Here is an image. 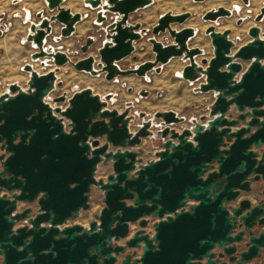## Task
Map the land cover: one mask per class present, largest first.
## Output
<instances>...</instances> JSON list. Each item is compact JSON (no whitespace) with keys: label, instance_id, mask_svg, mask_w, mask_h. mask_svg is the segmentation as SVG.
Listing matches in <instances>:
<instances>
[{"label":"water","instance_id":"obj_1","mask_svg":"<svg viewBox=\"0 0 264 264\" xmlns=\"http://www.w3.org/2000/svg\"><path fill=\"white\" fill-rule=\"evenodd\" d=\"M45 1L56 13L46 17L38 12L40 20L30 24L26 40L36 48L32 60L50 58L55 68L39 74L26 63L28 87L13 82L0 95V148L4 151L0 154V264H117V256L126 248L141 249V256L131 262L135 252L128 254L120 264H215L210 250L216 243L229 245L227 253L238 251L230 259L235 264H249L253 259L264 262L261 28L250 27L251 39L233 53L231 30L220 32L208 26L214 55L202 60L203 67L196 61L202 50L188 45L195 29L171 27L191 13L167 11L151 32L168 31L174 43L163 44L150 37L154 59L122 69L118 62L131 55L134 42L146 31L139 22L129 23V16L152 0H84L97 9V23L106 21L105 12L117 15L105 27L106 39L98 49L95 68L92 55L73 61L65 52L45 47L54 21L62 24L60 35L68 37L82 19L81 13L63 7V0ZM230 15L231 10L221 6L208 11L204 19L215 21ZM263 15L264 7L256 21ZM93 42V37H87L81 51L86 53ZM174 57L189 61L180 75L189 81L204 76L198 91H213L215 99L206 124L193 118L192 128L181 131L174 125L183 122V116L173 110L155 112L154 117L161 119L156 133L161 148L154 160L144 163L143 152L137 148L143 138L154 135L153 120L130 131V103L122 112L109 109L111 95L102 99L89 87L76 91L64 108L47 101L60 85L59 66L67 63L94 76L104 73L106 80H112L120 75L145 77L153 69L159 72L160 65ZM242 61L250 63L243 68ZM62 101L64 95L54 99ZM232 107L239 112L236 118L228 114ZM144 116L145 112L139 114ZM100 166L109 173L98 177ZM94 188L101 191L103 203L95 219L88 226L68 224L90 208ZM241 191L251 192L252 199H243L229 210L226 203ZM189 201L196 204L189 205ZM148 217L157 220L153 231L146 229ZM238 221L244 229L234 234ZM136 224L139 229L131 234L130 226ZM245 232L247 250L241 251L237 243L244 240ZM113 240L125 243L116 245ZM205 257L209 260L203 263Z\"/></svg>","mask_w":264,"mask_h":264},{"label":"rangeland","instance_id":"obj_2","mask_svg":"<svg viewBox=\"0 0 264 264\" xmlns=\"http://www.w3.org/2000/svg\"><path fill=\"white\" fill-rule=\"evenodd\" d=\"M62 6L69 8L73 13H81L82 19L75 25L74 32L68 37L60 35L62 24L54 21L52 31L46 37L45 47H51L54 51H63L73 61L92 55L95 57V68H98V49L106 39L105 27L117 18V15L105 12L106 21L97 23V9L85 4L84 0H63ZM221 6L231 10V15L219 17L215 21L204 19L208 11ZM262 7H264V0H248L247 2L243 0H152L150 5L130 14L128 22H139L146 31L140 40L134 42L135 49L131 55L120 60L118 65L122 69H128L146 60H153L155 54L149 42L150 37L154 36L163 44L174 43L168 31L158 35L152 34V27L157 23L160 15L167 11L173 13L188 11L191 16L187 20L181 24L174 23L171 27L176 30L184 27L195 29V34L190 38L188 45L202 50V54L196 57V61L205 67L202 60L208 61L214 55L211 38L206 34L208 26L213 25L215 30L220 32L225 29L231 30L229 38L235 43L232 49L234 53L251 39L248 35L251 26L257 25L264 32V19L262 22H257L255 18ZM38 12H42L46 17L56 13L48 9L45 0H0V95L13 82L18 83L23 89L28 87L29 73L23 70L26 63L32 64L39 74H45L55 68L50 58L36 61L31 59V54L36 51V48L26 40V36L30 24L40 20L36 15ZM238 20H241L240 24ZM89 36L94 38V42L84 53L80 47L85 44ZM188 62L182 57H174L168 63L160 65L159 72L153 69L145 77L131 74L120 75L112 80H106L104 73L94 76L85 71H78L67 63L59 66L56 77L60 85L57 84L50 92L47 101L53 106L64 108L68 105V98L76 91L89 87L93 94L100 95L102 99L111 95V98L107 100L109 109L122 112L127 108V103H130L129 114L132 116L129 124L130 131H137L142 122L149 118L153 120L151 130L154 135L143 138L142 143L137 147L142 150L145 163L156 159L155 153L161 148L160 137L156 135L161 128V120L154 117L155 112L173 110L179 116H183L185 120L174 125L178 130L190 126L193 118L199 120L202 114L209 115L215 92L198 91L200 83L205 80L204 76H198L194 81H189L180 75ZM249 63V61H242L243 68H246ZM143 90L149 91V95L142 96ZM63 95L65 101L54 102L55 98ZM141 112H145L146 116L139 117ZM104 171L105 168L100 166L97 176H105ZM102 206L101 191L94 188L90 208L81 211L75 221L88 225L95 218V214L100 212Z\"/></svg>","mask_w":264,"mask_h":264},{"label":"flooded vegetation","instance_id":"obj_3","mask_svg":"<svg viewBox=\"0 0 264 264\" xmlns=\"http://www.w3.org/2000/svg\"><path fill=\"white\" fill-rule=\"evenodd\" d=\"M260 15L257 14L255 16V18H257L258 16ZM264 19V15L260 18V20H258L257 22H262ZM252 27V26H251ZM106 33V31H105ZM143 92V91H142ZM149 95V94H148ZM146 95V96H148ZM213 103V102H212ZM212 105V104H211ZM211 105H210V108H209V111L211 110ZM230 115L231 118H236L239 114V112L236 110V108L232 107V109L229 111L228 113ZM196 119V118H195ZM250 118L247 117V120H249ZM161 120V119H160ZM197 120V119H196ZM210 120V116L208 115H205V114H202L200 116V119L197 120L198 123H201V124H206L208 121ZM132 121V119H131ZM130 121V122H131ZM144 122V121H143ZM182 123V122H181ZM180 124V123H179ZM193 126V123L188 126V127H184V128H192ZM240 126H243V124L241 123ZM175 128V127H174ZM184 128H182L181 130H183ZM176 129V128H175ZM177 131H181V130H178L176 129ZM101 143H104L105 140L104 139H101L100 140ZM1 145V144H0ZM223 149L226 148V147H222ZM4 151L0 148V154H2ZM105 172V175L109 173V171H104ZM100 177V176H99ZM261 190L264 189V185L260 187ZM2 195H8V193L6 191H2L1 193ZM243 199H252V194L251 192H245V191H241L240 194L238 195V197L234 200V201H231L229 203H226V206L227 208L230 210V208L232 207H237L239 206L240 202L243 200ZM196 204L195 202L189 204V205H194ZM20 210V209H19ZM234 213L231 211V215H233ZM80 216V215H79ZM78 216V217H79ZM77 217V218H78ZM77 218H74L73 220H71L68 224H73V223H79V222H75V220ZM95 219V218H94ZM93 219V220H94ZM148 220V223H147V227H149L151 225V222H155L157 221L156 218H153V217H148L147 218ZM92 221V220H91ZM90 221V222H91ZM89 222V223H90ZM88 223V225H89ZM79 224H82L84 226H88V225H85L83 223H79ZM240 222L238 221L235 229H234V234L235 232H238L240 230H243L244 227L243 226H239ZM133 226L134 230L131 232V234H133L136 230L139 229V226L136 224V225H131ZM131 226H130V231H131ZM248 238V234L247 232H245L244 234V240L240 243H237L238 245V250H241V251H245L247 250V246H245V242ZM125 243V240H113V244H116V245H124ZM229 246V245H224V246H221L219 244H215V246L210 250L211 253L214 254V256L211 258L212 261H214L215 264H235V261H231L230 259L232 258V256H236L237 255V252L236 251L235 253H227L226 252V247ZM135 252V254L132 256L131 258V262H133L135 259L139 258L141 256V249H135V248H126L125 252H120L119 255L117 256V264H120L121 261L125 258L126 255L128 254H133ZM209 260L208 257H205L202 262L203 263H206L207 261ZM0 261H1V257H0ZM99 263H101V260H99ZM249 264H264V262L261 260V259H253L250 261Z\"/></svg>","mask_w":264,"mask_h":264},{"label":"built area","instance_id":"obj_4","mask_svg":"<svg viewBox=\"0 0 264 264\" xmlns=\"http://www.w3.org/2000/svg\"><path fill=\"white\" fill-rule=\"evenodd\" d=\"M194 201H189L188 203L189 204H191V203H193ZM154 222H151V225L149 226V227H147L146 229H147V231H153V226H152V224H153ZM134 229H133V226H131V232L133 231Z\"/></svg>","mask_w":264,"mask_h":264},{"label":"crops","instance_id":"obj_5","mask_svg":"<svg viewBox=\"0 0 264 264\" xmlns=\"http://www.w3.org/2000/svg\"><path fill=\"white\" fill-rule=\"evenodd\" d=\"M19 206H24L23 204H20ZM75 222H77V221H75Z\"/></svg>","mask_w":264,"mask_h":264},{"label":"bare ground","instance_id":"obj_6","mask_svg":"<svg viewBox=\"0 0 264 264\" xmlns=\"http://www.w3.org/2000/svg\"><path fill=\"white\" fill-rule=\"evenodd\" d=\"M83 27L81 26V29H82Z\"/></svg>","mask_w":264,"mask_h":264}]
</instances>
